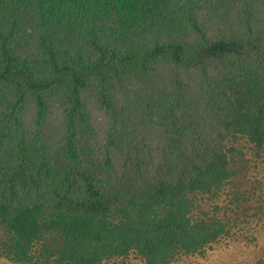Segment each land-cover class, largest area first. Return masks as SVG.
I'll use <instances>...</instances> for the list:
<instances>
[{
	"label": "trees",
	"instance_id": "trees-1",
	"mask_svg": "<svg viewBox=\"0 0 264 264\" xmlns=\"http://www.w3.org/2000/svg\"><path fill=\"white\" fill-rule=\"evenodd\" d=\"M260 163L264 0H0L1 257L252 243Z\"/></svg>",
	"mask_w": 264,
	"mask_h": 264
},
{
	"label": "rangeland",
	"instance_id": "rangeland-1",
	"mask_svg": "<svg viewBox=\"0 0 264 264\" xmlns=\"http://www.w3.org/2000/svg\"><path fill=\"white\" fill-rule=\"evenodd\" d=\"M262 178V183L246 189L252 196L258 198L264 192V163L250 173L248 180ZM254 185V184H252ZM243 220L241 221V224ZM256 226L252 234L258 238L257 241L246 244L236 242L233 238L225 239L226 242L219 243L214 250H209L206 255L186 256L177 261V264H262L264 261V221L254 222ZM2 233V232H0ZM0 264H14L9 259L0 256ZM128 264H144L140 259H132Z\"/></svg>",
	"mask_w": 264,
	"mask_h": 264
}]
</instances>
